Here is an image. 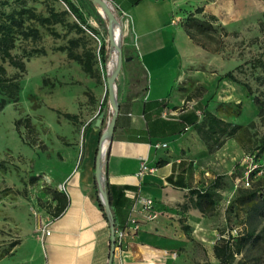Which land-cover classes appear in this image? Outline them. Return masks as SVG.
Instances as JSON below:
<instances>
[{
  "label": "rangeland",
  "instance_id": "obj_1",
  "mask_svg": "<svg viewBox=\"0 0 264 264\" xmlns=\"http://www.w3.org/2000/svg\"><path fill=\"white\" fill-rule=\"evenodd\" d=\"M69 1L78 15L63 0H0V22L14 18L25 32H38V37L16 35L11 53L22 57L23 72L3 63L7 75L18 77L20 90L17 101L7 99L0 108V264H21L22 251L12 255L13 248L54 218L50 174L67 168L87 124L103 112L105 115L109 107L106 78L117 46L108 41L107 19L92 0ZM183 1L187 6L196 2L195 6L204 9L198 16L214 27L210 25L206 35L195 33L199 65L189 73H197L199 79L184 83L191 96L184 104L201 116L206 104L226 121L254 122L250 133L252 138H260L264 114L258 115L251 99L264 91V70L253 65L258 60L264 63V0ZM51 12L58 14V22L41 25L32 16L47 17ZM113 12L120 29L123 63L129 49L133 51L132 40L124 36L126 16L119 8ZM32 50L43 53L29 56ZM102 50L105 65L100 61ZM228 71L233 72L235 82L220 79ZM244 85L250 86V94ZM203 167L209 172L206 177L216 178L219 184L216 214L225 218V230L236 236L248 225L243 208L234 199L240 187H249L243 181L254 162L246 149L228 139L203 161ZM261 174L264 177V173L258 176ZM31 245L29 241L26 246Z\"/></svg>",
  "mask_w": 264,
  "mask_h": 264
},
{
  "label": "crops",
  "instance_id": "obj_2",
  "mask_svg": "<svg viewBox=\"0 0 264 264\" xmlns=\"http://www.w3.org/2000/svg\"><path fill=\"white\" fill-rule=\"evenodd\" d=\"M108 1L126 16L124 36L133 46L115 80L119 111L101 168L112 186V200L118 201L109 208L123 237L111 254V221L101 206L95 175L109 106L99 126L87 125L67 168L50 174L52 191L66 196L65 208L43 230L25 236L11 254L21 250V264H218L214 246L226 236L227 230L221 233L225 218L217 209L202 213L191 194L213 180L206 177L203 161L214 152L192 127L162 136L143 134L155 117L174 121L189 94L184 83L199 79L189 73L199 65V45L184 22L200 7L183 0ZM156 100L165 106L160 112L152 109L149 120L144 104ZM142 197L153 200L151 210L142 207ZM29 241L32 245L26 246Z\"/></svg>",
  "mask_w": 264,
  "mask_h": 264
},
{
  "label": "trees",
  "instance_id": "obj_3",
  "mask_svg": "<svg viewBox=\"0 0 264 264\" xmlns=\"http://www.w3.org/2000/svg\"><path fill=\"white\" fill-rule=\"evenodd\" d=\"M63 1L68 5L72 13L77 14V10L72 2L69 0ZM137 1L139 0H135L134 2ZM202 11V8H196L194 12L185 16L184 26L192 39H194L195 33L198 35H206L210 29V25L213 27L209 20L196 16L201 14ZM32 16L41 25L59 21L58 14L54 12H51L47 17L37 16L35 14H32ZM209 17L211 20H216L214 16ZM193 28L194 32L192 31ZM18 34L25 37L29 35L38 37L36 29H33L30 33L25 32L22 30L19 22L14 18L0 22V94L3 96L0 99V108L7 103V99L17 101L20 90L18 77L16 75H7L6 69L3 66L4 62H8L11 67L18 71H24L25 65L22 57L11 53V50L15 46L16 35ZM40 53H43V50H32L29 56ZM262 53L264 54V44L262 46ZM69 55L74 58L71 53ZM106 60L107 57L104 50H102L100 56L101 64L105 65ZM253 65H257L264 70L262 60L253 62ZM224 78L234 82L236 81L232 71L221 75L220 79ZM244 87L247 93L250 94V86L244 85ZM190 99L191 96H187L185 101H190ZM252 101L258 110V115L262 117L264 114V91L260 95H254ZM164 102V100L145 102L143 109L145 117L150 120V111L156 109L160 112L165 106ZM186 105L184 104L179 109V114L174 117V121L162 120L160 117H155L151 123L149 122L148 129L143 134L162 136L167 132L170 134L181 133L187 127H192L205 144L209 153H213L221 148L228 139H234L242 148L249 152L250 159L255 165L253 169H248L246 175L250 185L249 187H240L234 199V202L243 208L245 223L248 227L237 233L236 236H233L227 231V235L225 237L221 236L215 244L214 254L219 261L218 264H264V177L262 174L258 176L259 173H264V166H262V160L264 158V134L260 138H252L250 128L254 125V122L242 125L226 121L209 111L206 108V104L204 105L205 110L201 116L197 109H187ZM97 119L98 117L91 119L87 125H93ZM111 187L105 181V191L109 207L117 205L118 203L117 200H112ZM52 194L53 199L56 201V211L53 213V217H58L66 206V196L55 191H52ZM191 194L196 196L194 204L202 213L212 214L217 209V200L220 196L219 184L216 178L211 181L205 190H192ZM113 224L115 229H119L117 225L118 219L114 214ZM224 230L221 232L222 234ZM16 244L17 242L13 243L12 247Z\"/></svg>",
  "mask_w": 264,
  "mask_h": 264
},
{
  "label": "water",
  "instance_id": "obj_4",
  "mask_svg": "<svg viewBox=\"0 0 264 264\" xmlns=\"http://www.w3.org/2000/svg\"><path fill=\"white\" fill-rule=\"evenodd\" d=\"M92 1L100 8L101 13L107 19L108 41L110 43V46H112L114 43H113L112 34H111V27L113 23L116 21L115 14L106 0H92ZM117 50H118L117 51L118 55H117V60L115 64V69L111 74L108 73L107 78H106V84H107V89H108V103H109L110 110H111V116H110V119L108 120L105 130L101 132V136H100L99 144L97 148L98 151L96 154V164H95L96 182H97V186L99 190V196L102 198V200L100 199L101 205L105 209V212L111 221V254L113 252V247H114V224H113V219L110 213L109 204L107 202L104 175L101 170L103 161H101L100 142L103 139V137H106L108 139L106 149H105V154H106L107 147L111 142L113 130L115 127V123H116L118 111H119V105H118L117 98H116L115 80L120 71L121 64H122V55H121L120 46H117ZM102 122H103V114H100L99 118L96 121V125L99 126Z\"/></svg>",
  "mask_w": 264,
  "mask_h": 264
},
{
  "label": "built area",
  "instance_id": "obj_5",
  "mask_svg": "<svg viewBox=\"0 0 264 264\" xmlns=\"http://www.w3.org/2000/svg\"><path fill=\"white\" fill-rule=\"evenodd\" d=\"M112 9H113V8H112ZM113 10H114V9H113ZM100 12H101V11H100ZM102 15H103V14H102ZM107 123H108V122H107ZM106 126H107V124H106ZM106 126H105V128H106ZM105 128H104L103 130H105ZM104 138H105V137H103V139H102L101 142H100V149H101V144H102ZM105 149H106V147L104 148L103 155H102V153H101V161H104V157H105ZM262 164H263V166H264V158H263V160H262ZM145 169H147V168H146V166H145L144 163H143V164H142V167H141V170L144 171ZM251 169H253V168H251ZM247 173H248V172H247ZM243 183H244V186H248V185H249L248 180H247V177H245V180L243 181ZM99 197H100V196H99ZM100 199L102 200L101 197H100ZM101 200H100V202H101ZM139 202L141 203V205H142L143 208H145V209H147V210H151V208H152V204H153V200H152L151 198H143V197H142V198L139 199ZM45 233L48 234V231H46ZM122 237H123V231L120 230V229H115V228H114V247H115L116 245L120 244Z\"/></svg>",
  "mask_w": 264,
  "mask_h": 264
},
{
  "label": "bare ground",
  "instance_id": "obj_6",
  "mask_svg": "<svg viewBox=\"0 0 264 264\" xmlns=\"http://www.w3.org/2000/svg\"><path fill=\"white\" fill-rule=\"evenodd\" d=\"M111 34H112V39H113V42L115 43V46H118L119 45V35H120V29H119V25L118 23L114 22L112 27H111ZM114 51V55H113V68H112V71L111 73L114 71L115 69V64H116V60H117V49H113ZM107 141L108 139L105 137L102 144H101V153L103 155V152H104V148L106 147L107 145Z\"/></svg>",
  "mask_w": 264,
  "mask_h": 264
}]
</instances>
